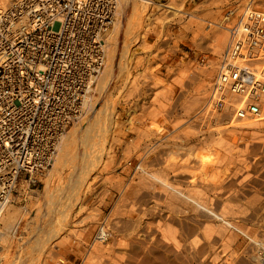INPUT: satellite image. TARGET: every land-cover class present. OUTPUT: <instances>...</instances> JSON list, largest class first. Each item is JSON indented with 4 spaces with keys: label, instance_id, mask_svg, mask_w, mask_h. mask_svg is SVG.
I'll use <instances>...</instances> for the list:
<instances>
[{
    "label": "rangeland",
    "instance_id": "obj_1",
    "mask_svg": "<svg viewBox=\"0 0 264 264\" xmlns=\"http://www.w3.org/2000/svg\"><path fill=\"white\" fill-rule=\"evenodd\" d=\"M164 1L118 0L86 112L4 213L0 264H262L264 118L194 116L235 21L226 7L236 18L264 0Z\"/></svg>",
    "mask_w": 264,
    "mask_h": 264
},
{
    "label": "built area",
    "instance_id": "obj_2",
    "mask_svg": "<svg viewBox=\"0 0 264 264\" xmlns=\"http://www.w3.org/2000/svg\"><path fill=\"white\" fill-rule=\"evenodd\" d=\"M117 14V0H0V223L13 200L36 186L69 126L86 112ZM224 19L235 21L194 118L213 126L258 123L264 11L248 2L235 18L227 6ZM108 237L102 226L95 241ZM260 251L264 264V246Z\"/></svg>",
    "mask_w": 264,
    "mask_h": 264
},
{
    "label": "bare ground",
    "instance_id": "obj_3",
    "mask_svg": "<svg viewBox=\"0 0 264 264\" xmlns=\"http://www.w3.org/2000/svg\"><path fill=\"white\" fill-rule=\"evenodd\" d=\"M3 1H5V0H3ZM118 1V0H117ZM246 4V3H245ZM252 4V3H251ZM255 5V4H254ZM251 6H253V5H251ZM118 7H119V4H118ZM166 7V9H168V13H173V14H176V13H178L179 12V10L178 9H175L174 7H169V6H164V8ZM169 7V8H168ZM170 10V11H169ZM120 11H121V9L119 8V10H118V12H119V14H120ZM119 16V15H118ZM132 17V16H131ZM118 18V17H117ZM120 19H116V21H117V23H115V25H116V27H119L118 25H120V21H119ZM131 24V23H130ZM129 24V25H130ZM114 25V26H115ZM114 30H115V28H114ZM119 30V29H118ZM118 30L116 31V32H118ZM128 33V32H127ZM117 34V33H116ZM118 35V34H117ZM128 35V34H127ZM113 36V35H112ZM116 36V35H115ZM113 39V38H112ZM111 39V40H112ZM107 40V39H106ZM106 40H105V47L107 46L106 45ZM215 41V43H214V45H213V47L215 48V51H216V49H217V47H219V45L221 44V42H220V40L218 39V37L214 40ZM116 44H117V37H115L113 40H112V42H111V47H112V50H111V52L109 53L110 54V56H108L109 57V62H108V66L105 68L106 70H105V74H104V78H109V76L111 75L110 73V68H111V63H112V61H113V59H114V52H115V46H116ZM109 49H111V48H109ZM104 73V72H103ZM101 78V77H100ZM100 81V83H101V79H99ZM105 80V81H104ZM103 83L102 84H100L101 86L99 87V92L101 93L103 90H105L106 89V85H107V83H105L107 80L106 79H103ZM210 89V88H209ZM8 208V207H7ZM6 208V209H7ZM6 211V210H5ZM259 250V249H258ZM258 253V252H257ZM260 254V253H259ZM259 256V255H258ZM257 256V257H258ZM261 257V256H260ZM260 257H258V259L260 258ZM261 258H263V257H261ZM261 261V260H260Z\"/></svg>",
    "mask_w": 264,
    "mask_h": 264
}]
</instances>
